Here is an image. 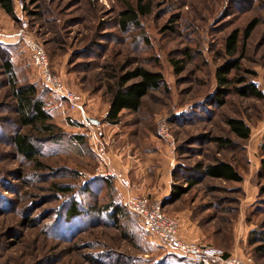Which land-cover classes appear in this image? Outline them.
Returning <instances> with one entry per match:
<instances>
[{"label":"rangeland","instance_id":"rangeland-1","mask_svg":"<svg viewBox=\"0 0 264 264\" xmlns=\"http://www.w3.org/2000/svg\"><path fill=\"white\" fill-rule=\"evenodd\" d=\"M135 1L14 0L13 16L0 8V264H186L179 253L141 230L124 205L128 193L140 192L101 174L108 166L102 164L100 148L127 166L126 175H151L149 184L157 186V193L149 198H157L163 211L178 220L194 222L205 244L228 254L240 251L254 264H264V254L247 245L248 232L264 225V193L259 189L264 185V98L231 92L222 106L208 103L216 86L215 69L225 58L226 35L253 18L257 25L236 54L242 66L238 73L264 93V0H143L151 2L150 13L140 17L138 28L122 32L116 26L118 11ZM24 22L42 41L51 68L84 95L87 109L101 120L112 65L127 59L158 69L165 86L150 92L138 112H123L119 124L102 125L96 150L31 65L18 33ZM171 57L184 59L178 76ZM4 58L12 61L19 82L38 85L58 127L59 140L34 139L44 168L22 158L11 142L13 114L7 109L11 99ZM227 116L244 119L250 136L235 137L225 124ZM161 121L168 123L174 149L157 135ZM73 134L84 135V143ZM214 135L230 137L242 150L218 149L210 141ZM213 159L232 161L242 181L204 177L170 201L173 184L186 186L185 178L203 175L199 166ZM156 175H170V180H157ZM100 177H110L113 186L108 189ZM54 182L71 185L72 196L55 191ZM72 198L83 214L66 220ZM111 201L123 206L116 221L107 212Z\"/></svg>","mask_w":264,"mask_h":264},{"label":"trees","instance_id":"trees-1","mask_svg":"<svg viewBox=\"0 0 264 264\" xmlns=\"http://www.w3.org/2000/svg\"><path fill=\"white\" fill-rule=\"evenodd\" d=\"M31 2H35V0H31ZM0 8L8 15L13 16L14 0H0ZM150 8V1L136 0L135 3L127 2L118 11L116 26L122 32L127 31L130 27L138 28L140 26V17L149 14ZM257 22L258 20L253 18L242 30L235 28L226 35L223 43L225 58L215 69L216 86L208 97L209 104L224 105L225 97L231 92L242 97L258 100L264 98V93L253 81L238 73L242 71V66L241 58L236 55L240 44H245ZM169 61L176 76L184 71V59L171 57ZM2 67L7 80L5 86L9 89L11 99L7 109L13 114L10 120L12 127L9 134L11 142L22 158L33 162L40 169L44 168L45 165L38 160L40 150L34 144V139L40 135V138L59 140L60 135L57 134L58 127L53 122V115L47 107L38 85L35 82H19L13 63L9 58H4ZM105 67H109V65ZM111 68L110 81L106 84V90L110 97L106 115L102 118V122L108 125H117L120 123L123 112H138L142 107L144 98L150 92L163 88L165 81L160 70L149 69L137 61L130 62L126 59L117 67L112 65ZM72 122L77 123L75 121ZM225 124L229 131L239 139L245 140L250 136L249 125L240 117L227 116L225 117ZM33 133L37 136H34ZM72 137L75 138L76 142L80 141L84 143V135L73 134ZM210 141L215 143L218 149L229 150L234 153L242 150V146L230 137L214 135L210 137ZM179 148L180 146H177L176 151ZM199 167L202 169L203 175L199 177L197 175H189V177L185 178L186 186L173 184L169 198L170 201L180 198L189 188L200 182L204 177L236 183L241 182L243 178L235 164L227 159H213L211 162ZM260 168L264 171V156L260 158ZM171 174L174 179H177L178 175H176L177 171L175 169L172 170ZM99 179L108 189L113 186L110 177H100ZM53 187L59 193H67L70 196L73 194V188L67 183L54 182ZM84 189L87 191V187ZM259 189L261 193H264V185H261ZM107 209L110 216L115 219L122 214L123 206L120 203L111 201L107 205ZM82 214L83 210L79 208L77 199L72 198L65 211L64 218L67 220ZM263 228L264 225L261 229L255 227L248 232L247 245L256 254H264ZM226 254L228 253L226 252ZM182 260L184 261L183 258ZM184 262L189 264L186 261ZM156 264L177 263L158 261Z\"/></svg>","mask_w":264,"mask_h":264},{"label":"built area","instance_id":"built-area-1","mask_svg":"<svg viewBox=\"0 0 264 264\" xmlns=\"http://www.w3.org/2000/svg\"><path fill=\"white\" fill-rule=\"evenodd\" d=\"M18 33L40 80L62 101L69 112L71 121L81 125L89 143L98 150L102 120L87 109L84 95L70 87L60 74L51 68L42 41L26 30L25 22L22 23ZM105 115L106 112L103 117ZM157 135L166 139L171 149H174V142L166 121L158 123ZM101 159L102 164L107 167L104 158ZM101 174L118 178L117 174L109 167ZM124 205L137 217L142 231L156 236L168 248L179 253L189 264H254L253 259L249 256L226 254L220 247L184 240L179 235L178 218L165 213L159 200H152L146 195L130 192L126 195Z\"/></svg>","mask_w":264,"mask_h":264},{"label":"crops","instance_id":"crops-1","mask_svg":"<svg viewBox=\"0 0 264 264\" xmlns=\"http://www.w3.org/2000/svg\"><path fill=\"white\" fill-rule=\"evenodd\" d=\"M107 109V108H106ZM105 123H103V126ZM103 136V139H105V130L104 133L101 134ZM100 154L106 161L108 167H110L111 171L115 172L117 174L119 185L124 187V189L130 188L131 191L135 190L142 194L146 195L147 197H150V194L157 193V186L155 184L151 185L149 184V178L152 177L151 175H126L125 171L127 170V166L123 163H118L115 159H113L110 154L107 151H104L100 148L99 150ZM157 180L161 179L163 180V176L156 175ZM164 178L170 180V175L164 176ZM123 180V181H122ZM125 183V184H124ZM128 191V190H127ZM151 198V197H150ZM153 200H158L157 198H154ZM179 235L186 241L205 245V243L202 241L201 237L198 233V226L189 220L188 218H179ZM233 255L238 256H244V254L240 251H233L231 252Z\"/></svg>","mask_w":264,"mask_h":264}]
</instances>
